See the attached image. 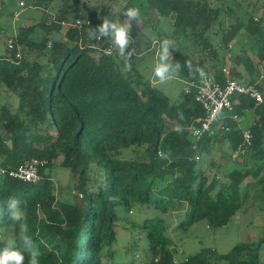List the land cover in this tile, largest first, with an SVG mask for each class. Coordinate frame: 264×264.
Segmentation results:
<instances>
[{
	"label": "trees",
	"instance_id": "obj_1",
	"mask_svg": "<svg viewBox=\"0 0 264 264\" xmlns=\"http://www.w3.org/2000/svg\"><path fill=\"white\" fill-rule=\"evenodd\" d=\"M25 1L40 15L18 28L21 57L6 46L0 54V87L16 98L14 104H0V167H15L31 157L47 163L36 182L0 174V206L13 196L21 201L23 220L13 221L5 212L2 223L17 229L21 222L28 224L41 264H114L119 219L136 230L137 238L146 233L147 264H169L177 249L164 215L177 214L173 228L179 230L200 220L216 228L227 224L246 200L244 179L250 177L264 192V101L255 105L246 95L233 96L232 110L222 111L214 134L193 138L187 127L203 111L192 94L181 90L171 98L144 78L137 68L141 49L133 42L125 49H135L126 71L114 45L109 53L102 51L112 44L109 38H88L89 26L104 18L115 22L119 11H88V24L63 28L55 20L73 18L83 0H58L55 9L56 0ZM146 1L158 16L160 46L165 38L175 45L169 44V60L178 62L175 71L182 80L199 82L198 69L221 79L223 57L241 33L252 36L264 53V11L253 20L252 11L238 4L236 11L232 0ZM131 5L126 0L125 6ZM164 23V29L157 28ZM240 58L232 56L231 76L256 85L264 96L249 58L243 66L247 77L241 79ZM247 111L251 143L232 159H241L242 167L223 170L212 155L224 142L230 155L243 129L230 115L243 117ZM177 125L181 132L174 130ZM127 149L131 154L124 156ZM56 165L69 169L73 184L54 179ZM127 211L151 215L133 222L121 216ZM263 241L239 242L221 254L203 249L180 264H264L258 251ZM16 247L23 251L19 241Z\"/></svg>",
	"mask_w": 264,
	"mask_h": 264
},
{
	"label": "rangeland",
	"instance_id": "obj_2",
	"mask_svg": "<svg viewBox=\"0 0 264 264\" xmlns=\"http://www.w3.org/2000/svg\"><path fill=\"white\" fill-rule=\"evenodd\" d=\"M20 1H23L24 5L22 6L20 19L18 18L15 21L16 24H18L21 19L22 22L26 23L35 22L40 15V10L30 4L26 5L25 0H0V54L5 53L8 36H10L14 30L16 33L18 31V26H13L12 30L11 25L13 23V11L19 10ZM58 2L60 3V1L56 0L51 9H55ZM125 4L126 0H83V6H81V9L87 13L88 11L109 7L114 11H119V17L115 19V22L124 23L127 20V17L125 16L126 10L130 7H138L142 19L133 21L130 31L131 38L134 40L136 39V45L141 49L139 52L140 54L137 55L140 57L137 68L144 78L154 81L155 85L161 88L169 97L176 98L179 94L180 87L183 84L181 77L178 76L176 71L174 70L173 79L163 84L153 75V69L158 61V53L160 51L159 36L155 35L157 14L148 6L146 0H132L131 6H125ZM231 4L236 11H238L239 6L246 9V11H252L253 20L257 19L264 11V0H232ZM164 27L165 23L159 24L157 28L164 29ZM154 37L157 40L155 39L156 42L153 43ZM214 40L217 41V38L214 37ZM256 47L257 46L253 45L252 36L245 33L238 34L235 38V43L231 47V51L223 57V65L225 64L231 68L234 66L232 56L234 54L240 55L241 64H239L237 68L242 70L241 79H244L247 77V71L243 67L245 66L244 60L249 58L252 65L256 66L255 68L258 69L257 82L263 86L262 88H264V53L262 48V50H260L259 47ZM5 101L14 104L16 98L12 93H7L3 86H1L0 104ZM250 121L251 112L249 111H247L243 117H239V122L243 128ZM221 146L222 152L216 150L212 155L214 160H217L219 163L229 161L227 162V168L229 169L235 165L242 167L239 165L242 161L241 159H238V161L235 162L232 160L230 161L229 156H226L228 150L227 143L224 142ZM130 154L131 153L128 149L123 150L124 156ZM209 170L210 172L214 171L212 167H210ZM208 175L210 177L211 173ZM53 177L56 181L61 183V185H68V183L73 184V179L68 168L56 165L53 169ZM241 185L247 191L248 195L241 208L231 217L227 224L211 228L204 220H200L194 223L188 230H179L178 227H172L170 230L168 229L167 233L172 237L174 246L177 249V254L175 255L176 258H181L188 254H194L207 248L214 249L220 254L226 253L236 243H256L264 237V192L259 190L258 183L253 181L250 177L244 179L241 182ZM70 197L71 199H75L73 194ZM126 215V218H129L134 222V220L139 221L146 215L150 216L151 212H147L145 215L134 211H127L125 214L122 212L121 214L122 217ZM170 223H172V220H170ZM116 231L118 238L115 244L116 258H114V264H147L150 244L146 233L142 231L137 238L136 230H131V228L123 225L121 219H119L116 224ZM0 236L5 240L0 241V248L3 249L7 246L6 241L12 240V234L10 232L1 231ZM258 251L260 260L264 262V241L260 243Z\"/></svg>",
	"mask_w": 264,
	"mask_h": 264
},
{
	"label": "built area",
	"instance_id": "obj_3",
	"mask_svg": "<svg viewBox=\"0 0 264 264\" xmlns=\"http://www.w3.org/2000/svg\"><path fill=\"white\" fill-rule=\"evenodd\" d=\"M19 10L13 11V23L20 17L23 1L19 2ZM88 15L78 9L76 14L71 19H56L63 28H81L84 24L89 23ZM54 17V15H53ZM24 23L19 22L18 28L24 27ZM100 40V39H99ZM112 45L103 48V52L109 53L112 50ZM6 47L13 51L16 57H21L22 47L16 40V31L8 36ZM222 78L218 79L213 72H205L199 82L193 80H183L182 92L184 94H192L194 99L202 106L203 114L195 118L187 127L189 134L193 138H199L203 134L212 135L219 126V118L222 116V111L232 110V97L242 94L251 98L255 105L264 101L262 92L252 83L241 82L231 76L230 67L225 64L221 68ZM232 119L238 120L236 114L230 115ZM227 129V127H225ZM251 143V132L246 126L242 129L241 141L232 149L230 153L231 159L241 156L247 146ZM158 155H162L161 150L157 151ZM1 160V157H0ZM47 163L45 158L31 157L23 163L15 166L4 168L0 167V174H7L11 177L18 178L27 182H36L39 180V169ZM186 260V257H184ZM182 259L173 257L169 264H180Z\"/></svg>",
	"mask_w": 264,
	"mask_h": 264
},
{
	"label": "clouds",
	"instance_id": "obj_4",
	"mask_svg": "<svg viewBox=\"0 0 264 264\" xmlns=\"http://www.w3.org/2000/svg\"><path fill=\"white\" fill-rule=\"evenodd\" d=\"M125 16L127 17L126 22L117 23L111 19L104 18L101 20L96 27L89 26L87 36L89 39L99 40L101 38H109L118 51V55L125 59L124 69L129 71L131 69L130 59L135 53V49H131L129 52H125V49L132 42L130 36V31L132 27V22L141 20V12L138 7H130L126 10ZM169 44H173V41L165 38L161 41L160 51L158 53V61L154 66L153 75L160 83H167L173 79V73L177 64H173L169 60ZM201 75L203 76V70ZM176 132H181L182 128L176 126L174 128ZM21 201L17 197H9L3 206H0V230L3 232H10L13 239L11 241H6L7 246L0 249V264H41V252L36 246L33 237L30 235V229L27 223L21 222L18 229L14 226H4L2 223L3 215L5 212L10 216L13 221L23 220V210L20 207ZM0 241H5L2 236H0ZM22 246V250L16 247V243ZM27 253V256H25ZM182 256L180 259H183ZM175 257V256H174ZM187 259V258H186Z\"/></svg>",
	"mask_w": 264,
	"mask_h": 264
},
{
	"label": "crops",
	"instance_id": "obj_5",
	"mask_svg": "<svg viewBox=\"0 0 264 264\" xmlns=\"http://www.w3.org/2000/svg\"><path fill=\"white\" fill-rule=\"evenodd\" d=\"M19 19H20V17H19ZM22 20V19H21ZM20 20V22H22ZM25 21V20H24ZM22 23H24V25H26V22H22ZM30 23V22H29ZM13 26H15V27H17L18 26V24H14V23H12V25H11V28L13 27ZM12 30H13V28H12ZM154 40H155V38H153V43H154ZM132 42L134 43V44H136L137 42H136V39L134 40V39H132ZM140 53L138 52L137 53V55H139ZM138 57V56H137ZM139 59H140V57H138ZM150 82L153 84V85H155V82L154 81H152V80H150ZM182 82H183V80H182ZM182 84V83H181ZM156 86V85H155ZM181 88H182V85H181V87H180V90H179V92L181 91ZM161 89V88H160ZM247 126V125H246ZM245 126V127H246ZM217 150V149H216ZM218 152H222V149H219L218 148V150H217ZM230 152V151H229ZM219 155H220V153H219ZM228 155H229V153H228ZM229 160L231 161L232 159L230 158V155H229ZM233 161V160H232ZM227 162H229V161H227ZM227 162H220L221 164H223L222 165V168H223V170H229V168H227ZM204 166V165H203ZM209 169V168H208ZM164 218H166L165 220H166V222L168 223L169 222V224L173 227L174 225H176L177 224V222H178V219H179V216L177 215V214H174V213H171V214H167V215H164ZM170 220H172V223H170Z\"/></svg>",
	"mask_w": 264,
	"mask_h": 264
},
{
	"label": "bare ground",
	"instance_id": "obj_6",
	"mask_svg": "<svg viewBox=\"0 0 264 264\" xmlns=\"http://www.w3.org/2000/svg\"><path fill=\"white\" fill-rule=\"evenodd\" d=\"M220 70V69H219ZM216 73V72H215ZM220 75V74H219ZM217 77H218V74H217ZM221 77V76H220ZM201 79V78H200ZM249 83V82H248ZM40 179V178H39Z\"/></svg>",
	"mask_w": 264,
	"mask_h": 264
}]
</instances>
